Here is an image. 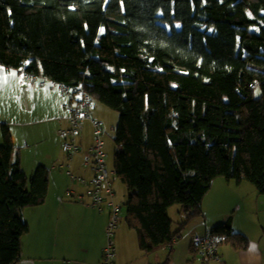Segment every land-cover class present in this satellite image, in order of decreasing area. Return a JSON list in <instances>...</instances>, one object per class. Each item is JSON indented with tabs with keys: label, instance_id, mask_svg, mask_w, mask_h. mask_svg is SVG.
<instances>
[{
	"label": "trees",
	"instance_id": "16d2710c",
	"mask_svg": "<svg viewBox=\"0 0 264 264\" xmlns=\"http://www.w3.org/2000/svg\"><path fill=\"white\" fill-rule=\"evenodd\" d=\"M0 65L119 112L115 172L141 251L172 246L216 178L264 196V0H0ZM0 130V264H17L22 211L45 203L49 171L29 179ZM212 233L248 243L231 219Z\"/></svg>",
	"mask_w": 264,
	"mask_h": 264
},
{
	"label": "crops",
	"instance_id": "0c3cea01",
	"mask_svg": "<svg viewBox=\"0 0 264 264\" xmlns=\"http://www.w3.org/2000/svg\"><path fill=\"white\" fill-rule=\"evenodd\" d=\"M19 71L22 72L23 69ZM70 101L71 98L65 96L56 104L55 116L59 126L60 121L63 126L68 125L66 106ZM92 118L95 119L93 115ZM85 129L91 130V141L86 145L81 142ZM12 136L15 142V135ZM79 137L81 149L82 147L86 149L82 153L78 168H75L78 175L73 173L89 179L91 172L83 164V157L93 146L91 121L87 120L81 125ZM65 176V181L60 178L54 181L52 171H49V187L45 203L22 211L23 221L29 225L30 230L21 240L22 257L17 264H101L109 212L106 211L108 215L100 213L96 208L69 197L67 194L69 190L78 194L83 193L84 188L68 180L67 174ZM223 182L220 178L214 180L212 189L202 203V216L193 220L192 225L189 223L180 238H177L178 241L177 239L173 241L172 246L166 245L157 251L146 253L140 250L137 238L130 232L132 230L128 228L130 231H127L124 226L120 227V249L114 264H164L168 258L170 264H264V228L259 222V212L264 207V196L254 190L252 196L250 194L239 199L233 196H223L219 199L212 196L208 202L206 199L215 191L218 193L220 188H225L227 192L235 190L233 188L235 182L227 181L225 184ZM242 185L243 183L237 186L239 193ZM237 200V204L233 205ZM181 217L184 220L182 215ZM230 219L233 232L245 236L248 239L247 245L235 247L223 236L224 239L218 248V259L198 258L193 243L194 236H203L207 231H213L209 223L215 228ZM169 246L173 249L170 250Z\"/></svg>",
	"mask_w": 264,
	"mask_h": 264
},
{
	"label": "rangeland",
	"instance_id": "374dc122",
	"mask_svg": "<svg viewBox=\"0 0 264 264\" xmlns=\"http://www.w3.org/2000/svg\"><path fill=\"white\" fill-rule=\"evenodd\" d=\"M41 82L44 83V86L35 83V87L28 90L26 89L25 80L21 71L7 69L0 65V125L6 123L13 132L12 135H15L14 143L17 148H20L19 152L21 154L22 167L29 179L34 176L40 166H43L46 167L48 171H52V179H54V181L58 178L65 181V174H67L69 170L68 165H70L71 170L75 172V168H78L81 157L83 156L82 153H84L86 148L82 147L80 154L74 158H70L64 151L63 141L59 136L60 126L56 121L55 112L57 109L56 104L60 101L61 97H68V95L64 94V96L58 85L46 79H42ZM91 114L103 125V139L105 141V152L107 154L106 159L109 169L114 170L115 152L117 149L114 141L115 129L118 126L120 114L118 111L106 107L97 100L93 101ZM90 141L91 130L85 129L81 142H84L86 145L89 144ZM79 142L80 137L78 139V143ZM2 144L3 140L0 130V146ZM219 178L224 181L223 184L227 182L224 177ZM67 179L70 180L69 176ZM233 186L235 190L227 192L225 188H220L218 193L215 191V193L210 195L206 200L209 202L212 196H216L218 199L223 196H233L235 199H239L242 196H249L254 190L258 194L255 185L249 182L243 183L240 187V193L237 191L238 185L234 183ZM114 190L116 193V201L122 205V219L115 232V244L118 255L120 249V227L124 226L127 231L130 230L126 223L128 191L116 176L114 180ZM237 202L238 200L234 201L233 205H236ZM180 208L179 205H174L169 210L174 221V232L180 231L181 229L183 230L184 220L181 217ZM212 210L216 209L212 208ZM106 214L108 215V213ZM259 214V222L261 227L264 228V207ZM104 218L106 219V217ZM209 225L211 229L216 228H213L210 223ZM130 232L137 238L134 231Z\"/></svg>",
	"mask_w": 264,
	"mask_h": 264
},
{
	"label": "built area",
	"instance_id": "2783aa9c",
	"mask_svg": "<svg viewBox=\"0 0 264 264\" xmlns=\"http://www.w3.org/2000/svg\"><path fill=\"white\" fill-rule=\"evenodd\" d=\"M22 74L28 90L35 87V83H39L40 86L44 85L39 76H31L25 72ZM59 89L71 98L70 104L66 106L68 125L63 126L60 121L59 129L63 149L70 158L81 151V145L78 143L81 125L89 120L93 126V146L89 153L83 157V164L90 170L91 177L87 179L77 176L68 165L67 175L71 182L81 185L84 192L77 194L69 190L67 194L80 203L96 208L100 213L109 212L106 230L107 243L104 247L101 264H114L117 256L115 232L122 219V205L116 201L114 190L116 172L115 169L110 170L107 163L103 139L104 130L101 123L92 118V97L81 86L72 88L68 85H59ZM223 239V236L215 235L212 231H207L203 236L195 235L193 243L197 249L196 256L201 259H218V248Z\"/></svg>",
	"mask_w": 264,
	"mask_h": 264
},
{
	"label": "water",
	"instance_id": "95a60500",
	"mask_svg": "<svg viewBox=\"0 0 264 264\" xmlns=\"http://www.w3.org/2000/svg\"><path fill=\"white\" fill-rule=\"evenodd\" d=\"M117 151H119V150L117 149Z\"/></svg>",
	"mask_w": 264,
	"mask_h": 264
}]
</instances>
